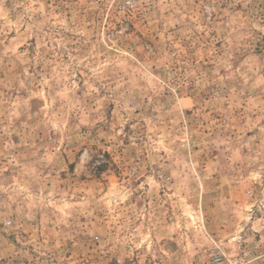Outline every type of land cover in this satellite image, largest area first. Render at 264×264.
<instances>
[{
  "label": "rangeland",
  "instance_id": "rangeland-1",
  "mask_svg": "<svg viewBox=\"0 0 264 264\" xmlns=\"http://www.w3.org/2000/svg\"><path fill=\"white\" fill-rule=\"evenodd\" d=\"M0 264H264V0H0Z\"/></svg>",
  "mask_w": 264,
  "mask_h": 264
}]
</instances>
